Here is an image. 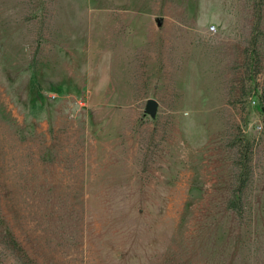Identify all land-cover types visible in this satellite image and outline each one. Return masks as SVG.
Segmentation results:
<instances>
[{
  "label": "rangeland",
  "instance_id": "obj_1",
  "mask_svg": "<svg viewBox=\"0 0 264 264\" xmlns=\"http://www.w3.org/2000/svg\"><path fill=\"white\" fill-rule=\"evenodd\" d=\"M0 264H264V0H0Z\"/></svg>",
  "mask_w": 264,
  "mask_h": 264
},
{
  "label": "water",
  "instance_id": "obj_2",
  "mask_svg": "<svg viewBox=\"0 0 264 264\" xmlns=\"http://www.w3.org/2000/svg\"><path fill=\"white\" fill-rule=\"evenodd\" d=\"M156 108H157L156 100L150 98L147 100V102L145 104L144 112L149 114V115H154Z\"/></svg>",
  "mask_w": 264,
  "mask_h": 264
}]
</instances>
